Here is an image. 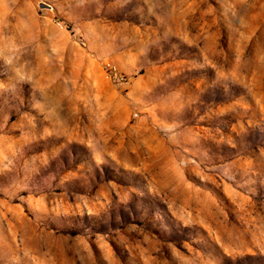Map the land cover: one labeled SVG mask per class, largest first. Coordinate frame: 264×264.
Returning <instances> with one entry per match:
<instances>
[{"label":"rangeland","instance_id":"1","mask_svg":"<svg viewBox=\"0 0 264 264\" xmlns=\"http://www.w3.org/2000/svg\"><path fill=\"white\" fill-rule=\"evenodd\" d=\"M0 264H264V0H0Z\"/></svg>","mask_w":264,"mask_h":264},{"label":"water","instance_id":"2","mask_svg":"<svg viewBox=\"0 0 264 264\" xmlns=\"http://www.w3.org/2000/svg\"><path fill=\"white\" fill-rule=\"evenodd\" d=\"M40 7H42V8H49V6H47V5H40Z\"/></svg>","mask_w":264,"mask_h":264}]
</instances>
